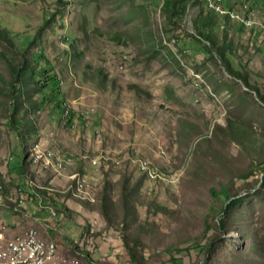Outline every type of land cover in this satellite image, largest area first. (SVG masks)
Returning a JSON list of instances; mask_svg holds the SVG:
<instances>
[{"label":"rangeland","instance_id":"1","mask_svg":"<svg viewBox=\"0 0 264 264\" xmlns=\"http://www.w3.org/2000/svg\"><path fill=\"white\" fill-rule=\"evenodd\" d=\"M65 1L0 0V29L8 30L11 44L27 48L29 60L44 55L61 89L59 107L49 103L23 114L31 129L25 167L0 94V229L31 227L30 207L19 206L22 187L34 204L45 201L57 213L49 238L58 254L46 264H202L212 241L210 264H264V103L196 31L197 15L211 11L189 0L183 18L171 20L165 0ZM223 3L255 18L245 28L218 14L213 35L217 46L231 48V67L264 95V0ZM53 12L55 22L41 30ZM11 44L0 36L5 81L11 73L2 54L12 62L20 58ZM34 149L52 163L75 161L41 169L32 162ZM142 161L159 176H144ZM75 172L88 176L87 188L79 190L69 178ZM126 180L136 192L129 225L123 222ZM106 181L111 222L100 203ZM223 188L244 197L230 212L226 233L217 228L224 197L211 192ZM61 195L82 213L63 209L59 217L50 196ZM84 211L92 212L90 219Z\"/></svg>","mask_w":264,"mask_h":264},{"label":"trees","instance_id":"2","mask_svg":"<svg viewBox=\"0 0 264 264\" xmlns=\"http://www.w3.org/2000/svg\"><path fill=\"white\" fill-rule=\"evenodd\" d=\"M189 0H165L164 1V9L168 12L171 20L174 18H178L181 20L186 13L187 4ZM193 2L202 3L207 5L201 0H192ZM252 1V0H251ZM57 4L59 6H63L66 4L65 0H57ZM246 7V4H245ZM210 10V9H209ZM211 14L200 11L197 15L196 20L194 22L195 29L199 33V35L209 41L211 45L215 47L216 53L218 54L221 62L224 64L226 70L236 78L242 80V82L248 87H254L259 94L260 100L264 103V95L259 93L257 87L252 85L249 82L247 77L242 76L240 72L231 67L229 58L227 57V52L232 54L231 48H227L226 46H217L216 40L214 39L213 33H215L214 20L216 18L215 12L212 10ZM248 12V10H246ZM57 13L53 12L51 15L43 22L41 26V30L48 29L52 22H55ZM220 16V15H219ZM228 18L227 16H224ZM230 19V18H228ZM238 23V22H237ZM244 26L243 24L239 23ZM203 27V28H202ZM245 27V26H244ZM246 28V27H245ZM251 32L257 33L255 27L250 29ZM0 36L3 40H6L8 43H12L9 38V32L6 28L0 29ZM33 44V41L31 42ZM208 44V45H210ZM14 46L16 52L19 53V59L16 62H12L2 54L3 57L9 63L10 69V79L5 81L3 78H0V94L6 99L5 109L7 111L6 118L8 119V127L12 132H14V136L19 143V147L21 149L20 157L21 166L25 167L26 164V144L27 140L31 136V129H29L28 121L24 118V112L28 110L39 109L46 104L54 103L59 107L58 100L56 97L60 95L61 89L59 86V78L56 72L54 71L51 63L44 55H39L35 58V62L28 59L27 56V48L20 47L15 44H11ZM36 64H39L37 67ZM34 94H39L40 98L38 100L34 98ZM55 99V100H54ZM28 157H30V152L28 153ZM264 170V166L262 167ZM252 172V171H251ZM144 174V173H143ZM144 176H146L144 174ZM160 180V179H159ZM264 181V176H263ZM262 186L264 187V182H262ZM213 195H215L218 200H222L224 197V204L222 206V211L220 214L221 217L217 221V228L220 232L226 233L230 231L231 224L229 223L230 212L236 210L239 205L244 203V197L239 195H233L232 192L228 188H223L220 193H217L215 190L211 189ZM135 190L130 188L129 182L126 180L122 186V204L124 208V218L123 222L125 225H129L132 220V215L136 211V207L134 204V196ZM4 202V199H3ZM100 203L102 214L104 218L111 222L112 220V195H111V184L106 181L102 190V194L100 196ZM65 212L68 211V208H64ZM91 233V232H90ZM214 241L209 244L208 252L204 258L202 264H210L212 261V257L215 254H210L213 251ZM127 250L130 253L132 259L139 263L135 250L132 246L126 243Z\"/></svg>","mask_w":264,"mask_h":264},{"label":"built area","instance_id":"3","mask_svg":"<svg viewBox=\"0 0 264 264\" xmlns=\"http://www.w3.org/2000/svg\"><path fill=\"white\" fill-rule=\"evenodd\" d=\"M207 3V0H201ZM20 200L33 202L36 200L30 192L24 189V195ZM57 215L56 212H52ZM0 237L3 244L0 246V261L10 260L11 264H46L54 260L58 254L57 244H53L50 238L36 239V233L28 228L24 232L15 233L9 228L0 229Z\"/></svg>","mask_w":264,"mask_h":264},{"label":"bare ground","instance_id":"4","mask_svg":"<svg viewBox=\"0 0 264 264\" xmlns=\"http://www.w3.org/2000/svg\"><path fill=\"white\" fill-rule=\"evenodd\" d=\"M205 4L207 5V7L210 10L214 11L215 13H217L219 15L227 16L231 20L243 24L245 27H252L255 24V20H254L255 18H253V15L251 13L249 14V13H247V11L242 13V12H239L240 10L236 11L234 9L227 8V7H225L223 0H207V3H205ZM249 11H250V9H249ZM49 155L51 158L50 153H49ZM80 158L87 159V157H84V156H82ZM31 159H32V162L34 164H37L41 169L49 168V166L51 164H52L51 166H53L54 168H56L58 166L65 168L68 165H71L72 163H74V161H75L73 158L68 156L64 160H59L57 162L53 161V163H52V161L50 162V160L47 159L46 156L38 149H34V152L31 154ZM83 161H86V160H83ZM139 167H140V170L143 173H145L151 179H155L159 176L157 169L152 167L150 165V163L147 161L140 162ZM70 177L74 178V180L76 181V186L78 187L79 190H83L89 186V181L87 178L88 176L86 177L84 174H79V173L75 172V173L71 174L69 176V178ZM18 192L23 194L22 187H20L18 189ZM31 229H32V231H34L36 233V239H43V236L40 234V232L38 230H36L34 228H31ZM93 231L94 230L91 229V232H93ZM52 242H53V244H56V242L53 241V239H52ZM2 244H3V237H0V246ZM0 264H11V261L10 260H2V261H0Z\"/></svg>","mask_w":264,"mask_h":264},{"label":"crops","instance_id":"5","mask_svg":"<svg viewBox=\"0 0 264 264\" xmlns=\"http://www.w3.org/2000/svg\"><path fill=\"white\" fill-rule=\"evenodd\" d=\"M48 194L52 195L51 193H48ZM19 195L21 196V194H19ZM55 198L50 196V202H52L53 205H58V208L61 209V211L58 213L59 217H60V215L62 216V213L65 212V211L62 212V210L64 208H68V212H71L73 214H75V212L82 213V209H81L82 206L78 203H75L70 198H67L65 195L57 196ZM19 206L21 208H25V209H28V207H30L29 218L26 222L29 226H31L30 228L35 227L34 229H36V230L38 229L40 234L42 236L47 237V238L52 236V234L50 232V230L54 224L52 221H53V219H56L55 215L52 214V212H53L52 206L48 205L47 203H45V201H41V200L38 201V204H34V202H26L25 200H20V199H19ZM91 213L92 212H88V211H87V214L85 211L83 212V214L86 216L87 219H90L89 215ZM65 214L67 215V213H65ZM59 217H57V219H60ZM88 222H89V224L92 222H95L94 227H95V224L97 223L94 219H92V221L88 220ZM9 223L20 225L19 224L20 221H18V220L17 221L13 220V222H9ZM23 229H24V227H18V228L16 227L13 231L15 233H18L19 231H23ZM55 229H57V228L55 227ZM57 231H58V229H57ZM52 233H54V232L52 231Z\"/></svg>","mask_w":264,"mask_h":264}]
</instances>
